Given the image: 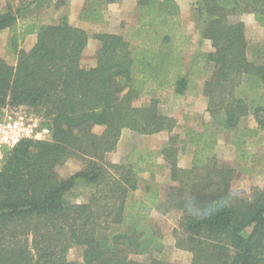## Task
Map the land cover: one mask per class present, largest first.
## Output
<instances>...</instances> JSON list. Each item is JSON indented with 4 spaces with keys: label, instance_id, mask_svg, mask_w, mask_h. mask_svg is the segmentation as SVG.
<instances>
[{
    "label": "trees",
    "instance_id": "1",
    "mask_svg": "<svg viewBox=\"0 0 264 264\" xmlns=\"http://www.w3.org/2000/svg\"><path fill=\"white\" fill-rule=\"evenodd\" d=\"M123 1L86 0L81 19L104 22L108 6ZM25 4L0 13V32L12 34L6 49L17 61L11 66L0 57V113L38 116L51 135L5 151L0 264H144L131 255L170 264L162 255L161 231L150 223L154 211L181 214L175 245L192 254L191 264H264V189L235 196L238 170L215 153L218 132L231 135L240 161L252 159L264 141V44L250 59L246 24L231 20L252 15L264 28V0H202V39L212 50L190 68L191 38L182 29L178 0H139L128 37L95 34L99 46L91 68L82 65L87 31L68 17L39 26L25 19L31 5ZM34 33L37 43L27 52L23 43ZM197 76L205 77L200 94L210 129L185 132L194 148L193 165L185 169L179 165L181 141L173 134L179 123L161 105L193 91ZM146 96L148 102L135 105ZM246 118L255 126L242 128ZM124 130L136 137L171 136L158 151L139 148L136 138L125 161L113 163L108 156ZM73 159L82 169L63 177L60 167ZM156 168L167 170L173 184L161 186ZM145 172L150 181L139 193ZM79 187L89 193L83 203L71 199ZM73 249L82 250L81 262L69 259Z\"/></svg>",
    "mask_w": 264,
    "mask_h": 264
},
{
    "label": "rangeland",
    "instance_id": "2",
    "mask_svg": "<svg viewBox=\"0 0 264 264\" xmlns=\"http://www.w3.org/2000/svg\"><path fill=\"white\" fill-rule=\"evenodd\" d=\"M138 1L139 0H124L123 2L108 6L106 23L109 24L110 32L128 37L127 34L130 27L137 23L136 4ZM201 2L202 0H179L181 8L180 23L182 29L191 38L190 49L186 58L187 67L190 66V63L195 60L199 54H205L212 50L211 43L202 39L206 18H201L199 16L198 10ZM44 11L42 7H34L32 11L26 13L25 19H36V17L38 15L40 16V13ZM47 17L48 18L45 20L46 24H52L54 20H52L49 15ZM231 20L233 22L242 21L246 24L249 44L248 54L249 58L252 59L254 51L264 44V28L258 25L252 15L233 17ZM93 26H87V31L91 39L82 61V65L85 68H91L96 62V51L99 44L92 37L98 29ZM202 67L204 68V66ZM204 78L205 77L197 76L195 81L197 86L188 95L184 97L171 95L169 100L161 105L163 114L174 117L179 123V126L174 130L173 134H177L181 141L180 145H178L181 150L179 153V165L185 169L193 165L194 159V148L189 145L185 132L189 129L202 132L207 128V124L208 126L210 125V116L206 111V100L200 94V88L204 83ZM149 100L150 98L146 96L140 101H137L135 105L141 106ZM246 126L254 127V120L252 118L244 119L241 127L243 128ZM208 128L210 129V127ZM95 132L101 134L103 128L97 127L95 128ZM169 136H171V134L165 132L161 135H157L153 139H145L139 142V148H148L158 151V149H154L155 146H162L167 142ZM126 148V150H128L130 146L128 145ZM215 153L221 164L228 165L238 170V177L232 186V193L235 196L249 198L255 187L264 189V141L259 147L255 148L254 157L252 159L240 161L235 148L231 144V135L218 132ZM119 154L118 151L112 153L108 156V159L113 162V160H117V157L119 158ZM81 169L82 163L73 159L60 167L59 172L63 177H69L76 174ZM156 172V180L161 186L168 187L173 184L170 181L167 170L156 168ZM147 180L148 179H146V181ZM141 192L142 191L139 190V193ZM88 194L87 190L83 187H79V189L75 190L71 199L72 201L78 202L85 201ZM180 220L181 214L177 211H172L165 215L156 212L151 214L150 223L161 231L163 243L165 244L164 253L162 254L163 257H165L170 264H191L192 254L188 251L178 249L175 245L176 239L174 232L179 228ZM153 256H156V254ZM69 259L81 262L83 260L82 250H71L69 252ZM131 259L144 264H147L149 261V257L146 256L131 255Z\"/></svg>",
    "mask_w": 264,
    "mask_h": 264
},
{
    "label": "crops",
    "instance_id": "3",
    "mask_svg": "<svg viewBox=\"0 0 264 264\" xmlns=\"http://www.w3.org/2000/svg\"><path fill=\"white\" fill-rule=\"evenodd\" d=\"M27 3V4H31L32 2H35L31 5H29L26 13L32 11L34 9L35 6L37 5H44L45 7L42 8L45 10L44 12L40 13V16L38 15L35 18H32L34 20L35 23H37L39 26H43L46 25V19L48 18L47 16L49 15L50 18H52V20H57L60 19L61 17H68L70 19V22L72 25L84 29L85 31H87V26L89 25H94L98 30L95 34H99V33H112L109 30V24L106 23V21L104 22H97V21H91V22H86L83 19H81V14L83 12V9L85 7L86 4V0H64L63 2L61 0H0V13L4 12L8 7L13 6V9L17 8L18 6L21 5V3ZM179 3V0H178ZM27 4H25L26 6H28ZM59 4V6H58ZM25 13V14H26ZM77 22V23H76ZM93 26V27H94ZM95 28V29H96ZM88 33V31H87ZM11 32L9 30H5L0 32V57L3 58L8 64H10L11 66H16L17 65V61H16V57L14 55H10L6 49V46L9 42V40L11 39ZM38 40V33H34L32 35H29L25 42L23 43L22 48L29 52L31 51V49L35 46V44L37 43ZM96 65V62H95ZM95 65H93L92 67H94ZM163 133H159L156 135H152V136H142V137H136L134 135V133H132L129 130H124L122 133V137L120 139V142L118 144V148L116 150V152L118 151L119 154V158L117 157V160H113V163H122L125 161L126 157L129 155V153L132 150V147L135 144V139L140 141H144L145 139H153L154 137H156L157 135H161ZM130 140V141H128ZM130 146V149L126 150L127 146ZM159 146H155L154 149H158L160 150L162 146H160L159 148H157ZM158 164H163V160L160 158L158 159ZM190 168V167H188ZM149 176V177H148ZM141 182H140V191H143V189L146 187L147 184H149L150 181V174L149 173H142L141 174ZM146 179H148L146 181ZM78 202V201H77ZM85 201H79L78 203H83ZM153 213H156V211H154ZM152 213V214H153Z\"/></svg>",
    "mask_w": 264,
    "mask_h": 264
},
{
    "label": "built area",
    "instance_id": "4",
    "mask_svg": "<svg viewBox=\"0 0 264 264\" xmlns=\"http://www.w3.org/2000/svg\"><path fill=\"white\" fill-rule=\"evenodd\" d=\"M50 135V129L38 117L4 109L0 113V167L5 151L14 149L25 139L47 140Z\"/></svg>",
    "mask_w": 264,
    "mask_h": 264
}]
</instances>
